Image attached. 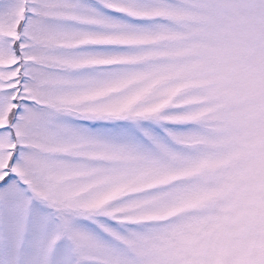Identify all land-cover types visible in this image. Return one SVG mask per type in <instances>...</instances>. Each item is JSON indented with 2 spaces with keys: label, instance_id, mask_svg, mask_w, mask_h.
Returning a JSON list of instances; mask_svg holds the SVG:
<instances>
[{
  "label": "snow or ice",
  "instance_id": "obj_1",
  "mask_svg": "<svg viewBox=\"0 0 264 264\" xmlns=\"http://www.w3.org/2000/svg\"><path fill=\"white\" fill-rule=\"evenodd\" d=\"M0 264H264V0H0Z\"/></svg>",
  "mask_w": 264,
  "mask_h": 264
}]
</instances>
